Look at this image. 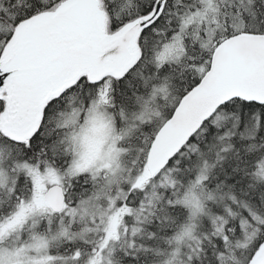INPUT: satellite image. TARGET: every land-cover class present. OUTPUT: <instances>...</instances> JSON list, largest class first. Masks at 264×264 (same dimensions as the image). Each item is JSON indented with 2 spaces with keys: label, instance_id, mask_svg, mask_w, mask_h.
<instances>
[{
  "label": "snow or ice",
  "instance_id": "obj_1",
  "mask_svg": "<svg viewBox=\"0 0 264 264\" xmlns=\"http://www.w3.org/2000/svg\"><path fill=\"white\" fill-rule=\"evenodd\" d=\"M0 264H264V0H0Z\"/></svg>",
  "mask_w": 264,
  "mask_h": 264
}]
</instances>
